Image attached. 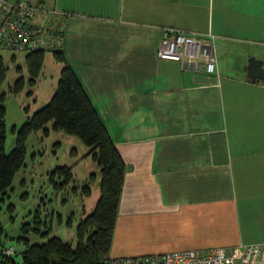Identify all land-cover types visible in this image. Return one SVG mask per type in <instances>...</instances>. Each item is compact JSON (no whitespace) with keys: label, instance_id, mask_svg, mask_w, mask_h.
Segmentation results:
<instances>
[{"label":"crops","instance_id":"1","mask_svg":"<svg viewBox=\"0 0 264 264\" xmlns=\"http://www.w3.org/2000/svg\"><path fill=\"white\" fill-rule=\"evenodd\" d=\"M11 1L60 12L46 19L127 164L119 216L264 244V80L228 62L238 46L264 60V0ZM166 26L213 33L215 72L160 58Z\"/></svg>","mask_w":264,"mask_h":264},{"label":"rangeland","instance_id":"2","mask_svg":"<svg viewBox=\"0 0 264 264\" xmlns=\"http://www.w3.org/2000/svg\"><path fill=\"white\" fill-rule=\"evenodd\" d=\"M247 49V46H238L230 50L229 64L243 60L248 63L249 57L254 55L247 57ZM47 53L45 66L37 82L31 84L25 55L10 50L1 51L9 67L7 79L0 87V95L6 93L4 103L7 107V153H10L16 144L17 132L14 131V127L18 129L28 116L48 103L56 91L62 65L54 59L51 52ZM13 54L17 55L15 60L11 58ZM17 66H22L23 71H18ZM21 75L26 79L24 87L21 92L14 93L11 86ZM48 127V131L41 130L28 138L26 166L16 174L8 194L0 203V225L5 230L1 237L0 252L5 253L6 249L14 247L16 252L9 256L13 264L22 263L25 245L23 239L19 241L21 236H27L31 243H43L52 236H59L76 246L78 222L94 210L100 197L101 172L93 158L88 156L89 147L78 137L64 130L54 129L52 122ZM64 165L73 169L74 180L69 184L64 183V175L53 173L57 167ZM88 182L91 183L93 192L91 196H84L82 186ZM38 219L43 222V232L46 230L48 234H39L33 229L24 232L23 226L26 223L34 228ZM194 229L196 233L190 235L194 238L192 243L181 241L179 236L181 233L179 235L174 233L168 217L162 221L154 220V223H147L139 217L119 216L111 256L160 254L200 246L202 248L224 246L230 243L228 237L207 235V228L204 226ZM186 238L184 237L185 240ZM185 243L188 244L184 245ZM117 250L126 251L128 255L116 256ZM3 259L7 257L0 256V264Z\"/></svg>","mask_w":264,"mask_h":264},{"label":"trees","instance_id":"3","mask_svg":"<svg viewBox=\"0 0 264 264\" xmlns=\"http://www.w3.org/2000/svg\"><path fill=\"white\" fill-rule=\"evenodd\" d=\"M50 20L58 24L56 20ZM47 52L45 49H38L23 53L31 84L37 82L45 66ZM51 55L62 65L56 91L51 100L28 116L18 129L14 127V131L17 132L16 144L10 153L6 152L7 107L4 103L6 93L0 95V203L8 194L16 174L26 166L27 140L32 134L41 130L48 131V125L52 122L54 129L64 130L78 137L89 147L88 156H91L100 168L101 193L96 206L78 222L76 246L59 236H52L43 243H31L27 236L19 237V241L23 239L25 245L20 264H104L107 258L114 257L111 256V248L119 217L127 164L83 83L69 63L65 51L60 47L53 50ZM11 58L15 60L17 55L13 54ZM8 70L9 67L0 50V87L7 79ZM17 70L23 71L22 66H17ZM25 81L23 75L19 76L11 86V91L21 92ZM56 172L64 175L66 184L74 180L72 167L59 166L53 171L54 174ZM82 188L84 196L92 195L90 182L84 184ZM36 222L34 228L26 223L23 226L24 232L33 229L36 233L48 234L46 230L43 232L41 219ZM4 233L5 230L0 225V244ZM9 256L5 255L7 259H3L2 264H13Z\"/></svg>","mask_w":264,"mask_h":264},{"label":"built area","instance_id":"4","mask_svg":"<svg viewBox=\"0 0 264 264\" xmlns=\"http://www.w3.org/2000/svg\"><path fill=\"white\" fill-rule=\"evenodd\" d=\"M60 12L47 10L25 1L0 0V50L29 53L38 49L48 52L62 47V33L57 23L47 17ZM65 14V13H62ZM158 55L163 59L181 61L185 67L215 72L218 56L215 35L207 40L196 31L174 26L163 27ZM15 248L5 250L14 254ZM264 253V244H241L226 247L175 250L165 253L127 257H109L104 264H257Z\"/></svg>","mask_w":264,"mask_h":264},{"label":"water","instance_id":"5","mask_svg":"<svg viewBox=\"0 0 264 264\" xmlns=\"http://www.w3.org/2000/svg\"><path fill=\"white\" fill-rule=\"evenodd\" d=\"M247 75L250 79H261L264 80V60L262 58H258L256 56L249 57L247 66ZM6 255V253H1L0 256Z\"/></svg>","mask_w":264,"mask_h":264}]
</instances>
